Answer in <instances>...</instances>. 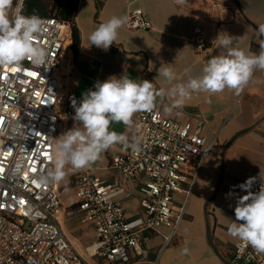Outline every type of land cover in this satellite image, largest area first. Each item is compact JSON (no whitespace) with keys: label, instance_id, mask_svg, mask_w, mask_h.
I'll list each match as a JSON object with an SVG mask.
<instances>
[{"label":"built area","instance_id":"obj_1","mask_svg":"<svg viewBox=\"0 0 264 264\" xmlns=\"http://www.w3.org/2000/svg\"><path fill=\"white\" fill-rule=\"evenodd\" d=\"M40 17L45 31L36 43L48 50L46 64L25 59L18 66H0V264H133L151 233L166 227V242L178 233L212 144L201 135L200 122L169 119L157 104L150 112H137L132 119L140 150L130 147L107 167L121 178L108 182L91 169L78 172L74 210L65 214L58 183L37 181L53 166L54 137L64 128L59 63L71 25ZM126 17L129 29L153 27L142 9ZM191 40L199 54L206 51L200 26ZM259 189L260 182L254 192ZM134 194L141 211L130 216L124 200ZM75 215L95 232L82 251L64 228ZM230 264H264V254L236 239Z\"/></svg>","mask_w":264,"mask_h":264},{"label":"crops","instance_id":"obj_2","mask_svg":"<svg viewBox=\"0 0 264 264\" xmlns=\"http://www.w3.org/2000/svg\"><path fill=\"white\" fill-rule=\"evenodd\" d=\"M135 9L144 11L152 22L151 29L132 30L125 25L108 50L89 45L88 36L100 23L112 16H127ZM74 25L77 42L71 27L59 63L66 103L61 107L62 132L74 123L72 98L79 102L83 93L94 90L97 81L125 74L137 82L149 80L154 91L161 92L169 86L163 78H156L162 62L172 64L183 80L199 75L204 63L219 54L212 41L220 32L237 37L247 34L240 46L258 54L256 36L264 26V0H79ZM197 26L203 29L207 42L201 54L191 40ZM186 68L190 69L187 75ZM156 104L169 119L190 121L194 126L200 122L201 135L212 149L178 233L169 242L165 239L169 233L166 227L151 233L144 243V254L133 264H230L236 239L227 234V225L230 219L235 220L236 197L246 194L238 185L264 170V71L256 70L239 95L228 89L213 95L193 94L182 109H174L171 114L165 112L170 104L167 96H157ZM176 112L182 114L177 116ZM112 130L126 132L130 141L137 137L133 126L126 129L123 124H113ZM128 150L130 147L117 144L102 152L89 167L68 172L58 183L62 200L61 185H70L74 195L73 179L80 171L91 169L95 177L108 182L120 179L118 171L107 167L115 155ZM259 182L258 178L253 191ZM130 186L135 189L133 183ZM230 192L232 196L227 195ZM182 197L176 196L178 200ZM124 205L130 216L141 211L137 194L125 199ZM79 227L89 231L94 240L91 226ZM64 228L79 251L91 243L72 234L66 223Z\"/></svg>","mask_w":264,"mask_h":264},{"label":"clouds","instance_id":"obj_3","mask_svg":"<svg viewBox=\"0 0 264 264\" xmlns=\"http://www.w3.org/2000/svg\"><path fill=\"white\" fill-rule=\"evenodd\" d=\"M18 5L19 0L15 5L14 0H0V66H18L25 59L37 66L45 65L48 50L36 41L44 33L46 22L35 14H22ZM126 24V16H112L103 21L89 34V45L108 50L119 39L120 30ZM246 35L237 37L220 32L212 41L219 54L204 63L199 75H188L186 80L177 74L172 64L162 62L156 78H163L169 86L161 92H155L149 80L137 82L124 74L97 81L94 90L83 93L79 102L72 98L73 126L54 137L53 166L37 182L60 183L68 172L89 167L102 152L117 144L139 151L138 137L130 141L126 132L112 130V125L123 124L130 129L133 116L137 112L152 111L157 96H167L170 104L165 107V112L171 114L174 109H182L193 94L213 95L228 89L239 95L256 70L264 71V38H261L264 37V26L259 27L256 36L260 45L258 54L240 46ZM184 72L187 75L190 69L186 68ZM181 114L176 112L177 116ZM258 178L260 189L254 192L253 185ZM238 187L246 194L236 197L235 220L230 219L227 234L256 253L264 254V170ZM184 252L187 253V249Z\"/></svg>","mask_w":264,"mask_h":264},{"label":"trees","instance_id":"obj_4","mask_svg":"<svg viewBox=\"0 0 264 264\" xmlns=\"http://www.w3.org/2000/svg\"><path fill=\"white\" fill-rule=\"evenodd\" d=\"M79 0H23L20 8L22 14L31 16L33 14L42 17H57L67 22L72 27L73 40L76 41V27L74 25V16L76 14ZM64 95L61 97V107L65 105ZM69 107V106H68Z\"/></svg>","mask_w":264,"mask_h":264},{"label":"rangeland","instance_id":"obj_5","mask_svg":"<svg viewBox=\"0 0 264 264\" xmlns=\"http://www.w3.org/2000/svg\"><path fill=\"white\" fill-rule=\"evenodd\" d=\"M21 2H23V0H19L18 7L20 6ZM15 3H16V0H14V5ZM63 92H64V89L62 90V93ZM68 128L70 129V126H68ZM61 190L63 191V200H64L63 204H64L65 213L70 214V212L74 210V208H72L73 191L70 189V185L68 184L61 185ZM80 224H81V216L79 215H75L66 221V226L68 227L69 231L72 234H75L81 239H83L85 243H87V241L92 242V237L90 236L91 234H89V231L81 229L79 227ZM105 264H110V263H105ZM139 264H143V263H139Z\"/></svg>","mask_w":264,"mask_h":264},{"label":"bare ground","instance_id":"obj_6","mask_svg":"<svg viewBox=\"0 0 264 264\" xmlns=\"http://www.w3.org/2000/svg\"><path fill=\"white\" fill-rule=\"evenodd\" d=\"M90 251L92 252V251H93V249H92V248H90Z\"/></svg>","mask_w":264,"mask_h":264},{"label":"snow or ice","instance_id":"obj_7","mask_svg":"<svg viewBox=\"0 0 264 264\" xmlns=\"http://www.w3.org/2000/svg\"><path fill=\"white\" fill-rule=\"evenodd\" d=\"M13 71H15V69H13Z\"/></svg>","mask_w":264,"mask_h":264}]
</instances>
